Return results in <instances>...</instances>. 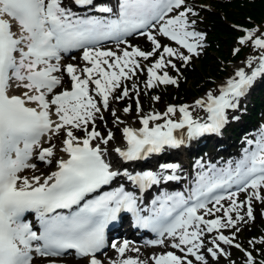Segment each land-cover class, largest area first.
Wrapping results in <instances>:
<instances>
[{
	"label": "snow or ice",
	"instance_id": "6c2138e0",
	"mask_svg": "<svg viewBox=\"0 0 264 264\" xmlns=\"http://www.w3.org/2000/svg\"><path fill=\"white\" fill-rule=\"evenodd\" d=\"M71 4L107 15L81 16L66 0H0V264H34L36 257L66 254L82 264H147L126 255L140 252L129 241L110 245L107 241V229L122 213H130L137 226L157 234L148 244L180 253L154 255L153 264H209V258L230 256L222 244L242 251L245 264H264V259L257 261L253 252L235 243L241 225L255 220L254 202L264 204V130L255 141H247L251 147L239 160L222 167L199 164L201 170L187 192H162L146 205L125 183L111 187L126 181L146 193L180 179L175 174L180 165L175 163L159 165L160 171L115 168L108 160L109 149L102 147L114 134L109 130L102 136L96 121L104 120L102 109L109 110L110 101L129 97L125 82L145 70L142 61L155 58L146 68L145 88L178 86V79L165 69L179 72L173 58L187 65L199 55L204 36L190 19L197 13L186 0H117L113 6L71 0ZM241 30L245 34L238 43L250 45L258 54L246 60L250 71L239 68L218 94L208 91L194 104L142 114L140 91L132 84L141 127L122 128L126 147L113 151L124 162L146 160L166 148H179L185 139L222 132L229 110L237 109L257 79L264 78V32ZM134 34L150 41L151 50L130 45L127 37ZM163 38L179 47L162 43ZM106 41L115 42L116 49L103 48ZM73 50L82 51L83 66L62 64V54ZM239 51L234 49V54ZM65 75L70 89L63 87ZM197 110L205 116L195 115ZM130 111L131 106L123 109L125 114ZM111 116L115 125L125 124L115 109ZM57 152L64 155L58 157ZM34 158L48 165L55 162V170L36 175ZM26 169L33 175H23ZM241 193L244 200L239 199ZM30 214L35 223L27 220ZM225 229L235 231L229 236ZM209 235L212 246L206 247ZM257 243L264 244V237L249 241L253 248ZM109 246L117 258L101 259Z\"/></svg>",
	"mask_w": 264,
	"mask_h": 264
},
{
	"label": "rangeland",
	"instance_id": "374dc122",
	"mask_svg": "<svg viewBox=\"0 0 264 264\" xmlns=\"http://www.w3.org/2000/svg\"><path fill=\"white\" fill-rule=\"evenodd\" d=\"M201 7L199 8L198 7ZM188 6L192 7L194 9V11L197 13V15L195 16H191L190 15V19L191 20H195L196 23L194 25V30L197 32H200L203 34L204 39L201 42L203 44V47L198 49L199 51V55L193 56V58L191 59V61L187 64L184 65L182 61L176 60L175 58H173V62L176 63L177 67H187L188 70H191L192 66L196 67L199 66V60H200V55L202 54L203 51H205L206 48L208 47H212V43H211V39H210V33L211 30L208 27L207 23L209 21H207L206 17L204 16L202 10H208L210 11V5L206 2H201L198 3L197 1H195L194 4H192V2L188 3ZM233 29H235L238 33L243 32L241 30V28H235L232 27ZM247 29H249V27H246ZM242 35H239L238 37L240 38ZM239 39L236 40V42ZM222 43H223V51L225 54L228 55L227 57V61H222V58L216 53H212V56L218 60V67L219 66H224L226 67V71H225V75L224 77L221 79V81H215V79H213V77H211L209 74H206L204 76H202V78H200L201 80L198 81V83L193 84V82L189 81L187 83V90L189 91H193L194 89L200 88L203 86V90L205 89V82H207V80L213 81V84L206 88L202 94H200L198 96L195 95L194 97L196 98H192V100H190L191 102L187 103L189 105L194 104V101L196 99L202 98L206 95V93L208 91H212L214 94H218L219 89L221 86H224L227 82V80L231 77H233L235 75V72L239 69V68H245V71H249V69L246 67V60L249 56H254L257 55L258 52L257 50L253 49L250 45L248 46H242V45H236L235 43L228 45L226 44L224 41V39H222ZM150 45V44H149ZM171 46V45H170ZM173 47H177V46H173ZM241 47H245L246 51L243 53L242 56H240V63H236V59H230V57L233 56L234 54V49L236 48H241ZM146 51H150L151 50V45H150V49H145ZM182 50V49H181ZM184 51V50H182ZM184 53L187 55L188 53L186 51H184ZM155 58H150L149 61H142V64L144 65L145 70L144 71H140L137 73V75L135 77H133L132 80L130 81H126L125 84L126 86L129 87L130 89V95L129 97L124 98L121 101H110V109L109 110H103L102 109V115L104 116V120H99L97 119L96 121V129L101 133L102 136H107V133L109 130H111L114 134V139L112 141L109 142V145L107 146H103L102 147H107L109 149V151H111L114 148H117L118 145H121V138H123L122 136V128L124 126H130L133 128H137V127H141L140 123H139V119H138V115H137V109H136V100L137 97L135 95L134 92L131 91V86L132 84H136L138 85L139 91H140V95H139V101L142 107V114H147L149 112H161L163 113L164 111H166L167 105L163 106V99L161 98V92L162 91V87L161 85L154 87L152 89H147L144 87L145 81L147 80V71L146 68L148 66H150V64L152 62H154ZM166 71H168L169 75L172 76L173 78H176L175 74V69H172L171 67H168L165 69ZM139 74L142 75V78L139 77ZM181 81L178 80V85L180 84ZM197 84H199L197 86ZM178 87L177 85H170L169 87ZM261 89V87L259 88V90ZM255 92V91H254ZM119 94V93H117ZM159 96L160 99L158 101L153 100V97ZM162 99V100H161ZM129 105H131L132 110L125 114L123 112V109L125 107H129ZM111 109H115L117 111V114L120 116V118L122 120L125 121L124 125H115L113 123V117L111 116ZM249 110V109H248ZM242 113H244V110L242 111ZM246 113V112H245ZM204 114L203 111L201 110H197V112L195 113V115L198 116H202ZM178 116V115H177ZM226 138V137H225ZM57 146L59 147L60 141L57 140L56 141ZM221 144V143H220ZM195 155L192 154V158ZM180 158H183V156L181 155ZM192 158H188V161H192ZM193 163V162H191ZM193 165V164H192ZM44 168V167H43ZM264 195V193L262 194ZM254 216L256 218L257 214L259 213L260 216L263 218L262 223L264 224V204H261L260 202H254ZM259 210V212L257 211ZM257 224L256 220L254 221H249L248 224L241 225V231L239 233L236 234V239H235V243L237 242L236 240H238V236L240 234H242L244 232L245 229H248V227L251 224ZM235 229H225L224 230V234L225 235H232V232H234ZM214 235V234H212ZM262 235L264 236V229L262 230ZM261 239L260 236L256 237V241H259ZM228 253H230V256L228 257H221L218 261H214L212 262V264H245V256L244 253L238 249H236L235 247H231L228 245H221ZM211 247V246H210Z\"/></svg>",
	"mask_w": 264,
	"mask_h": 264
},
{
	"label": "trees",
	"instance_id": "16d2710c",
	"mask_svg": "<svg viewBox=\"0 0 264 264\" xmlns=\"http://www.w3.org/2000/svg\"><path fill=\"white\" fill-rule=\"evenodd\" d=\"M198 2H206L210 5V11L202 9L201 11L207 21H209L207 25L211 30L210 39L212 47L206 49L204 55L199 60L197 68L194 66H192L191 70H188L186 66L181 68L179 79L183 81L178 88L162 89L161 98L167 104L187 102L193 96L202 92L203 87L194 89L193 91L187 90L186 85L189 81L196 84L206 74H209L213 78H220L225 74V70L223 71L217 66L218 60L212 56V53H216L217 56L219 55L222 58L221 61H227L228 55L223 51L222 39L225 40L226 44L231 45L235 43V38L240 34L232 27L241 26L246 28L258 26L262 29L264 26V0H198ZM245 51L246 48L242 47L236 59L240 58ZM209 84V81L205 82V85ZM255 106L259 107L258 103ZM261 107H263L262 104ZM257 111L258 108L251 111L250 116L256 119L255 113ZM256 222H258L257 225L245 229L238 236L237 241L244 249L253 252L256 258L264 259V244L257 243L255 248L249 244V241L255 240L257 236L264 237L262 235L264 224L261 222L260 216H257Z\"/></svg>",
	"mask_w": 264,
	"mask_h": 264
},
{
	"label": "bare ground",
	"instance_id": "6f19581e",
	"mask_svg": "<svg viewBox=\"0 0 264 264\" xmlns=\"http://www.w3.org/2000/svg\"><path fill=\"white\" fill-rule=\"evenodd\" d=\"M242 48V47H241ZM241 48H240V51H241ZM245 48V47H244ZM239 51V52H240ZM238 52V53H239ZM238 53H236L235 55H233L232 57H230V59H236L237 58V55H238ZM237 60V59H236ZM219 67H221V66H219ZM186 87H187V85H186ZM249 93H250V95H252V96H255V95H257V96H260L262 93H260V91L259 92H254V91H249ZM255 101H253L252 100V102H251V104H250V106H251V109L253 108V107H255ZM252 111V110H251ZM197 112V111H196ZM203 137V136H202ZM202 137H199V138H196V139H193V140H187L186 139V144H185V147H184V149H183V152H185L186 151V149L188 148V147H190V146H194L195 145V142L197 141V140H199L200 138H202ZM120 142H122V140L120 141ZM115 149V148H114ZM114 149H112L111 151H109L111 154L108 156V158H109V161L110 162H112V164L114 165V167L116 168L117 167V162H116V159H115V156H116V154H115V152L113 151ZM186 162H187V159H186V157H184L183 156V158H181V160H180V164L181 165H186ZM39 172L40 173H44V170L42 169V170H39ZM139 249H140V252L139 253H135L138 257H139V259L140 260H143V261H146L147 262V264H148V258H147V256H148V251H149V249H147V248H141V247H138ZM212 262H214V261H216V260H211Z\"/></svg>",
	"mask_w": 264,
	"mask_h": 264
}]
</instances>
